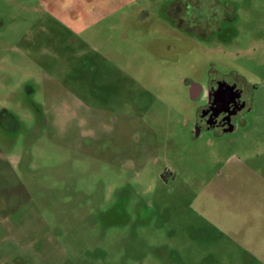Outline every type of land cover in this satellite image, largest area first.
<instances>
[{
  "label": "rangeland",
  "instance_id": "obj_1",
  "mask_svg": "<svg viewBox=\"0 0 264 264\" xmlns=\"http://www.w3.org/2000/svg\"><path fill=\"white\" fill-rule=\"evenodd\" d=\"M129 1L0 0V264H264V0H213L209 62L257 87L224 147L190 139L210 69L171 0Z\"/></svg>",
  "mask_w": 264,
  "mask_h": 264
},
{
  "label": "flooded vegetation",
  "instance_id": "obj_2",
  "mask_svg": "<svg viewBox=\"0 0 264 264\" xmlns=\"http://www.w3.org/2000/svg\"><path fill=\"white\" fill-rule=\"evenodd\" d=\"M137 1L140 0L129 2ZM203 1L171 0L163 6L167 22L165 26L160 25V28L165 37L175 42L186 40L190 42L191 48L204 52L205 64L210 69L206 78L201 82L191 79L183 81L187 103L191 109L185 125L193 143L199 142L203 147H224L226 138L240 135L247 126L248 116L255 109L253 92L257 87L249 86L233 73L220 74L214 70L213 64L209 62L211 56L222 51L219 46L212 45L210 40L222 34L218 24H224L227 7L224 2L219 4L209 0L201 4ZM47 2L52 8V0ZM56 11L69 12L64 7H59ZM144 11L147 12L145 9ZM190 66L193 69L198 65ZM8 117L14 120L12 115Z\"/></svg>",
  "mask_w": 264,
  "mask_h": 264
},
{
  "label": "crops",
  "instance_id": "obj_3",
  "mask_svg": "<svg viewBox=\"0 0 264 264\" xmlns=\"http://www.w3.org/2000/svg\"><path fill=\"white\" fill-rule=\"evenodd\" d=\"M106 6H109L110 7V2L109 3H106L105 5H103V7L105 8ZM96 9H99L96 7Z\"/></svg>",
  "mask_w": 264,
  "mask_h": 264
}]
</instances>
